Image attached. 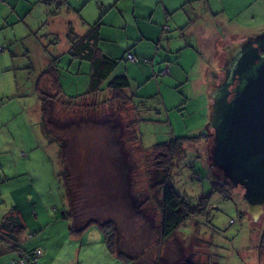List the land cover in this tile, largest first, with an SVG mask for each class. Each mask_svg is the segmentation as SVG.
Segmentation results:
<instances>
[{"label":"rangeland","instance_id":"rangeland-1","mask_svg":"<svg viewBox=\"0 0 264 264\" xmlns=\"http://www.w3.org/2000/svg\"><path fill=\"white\" fill-rule=\"evenodd\" d=\"M78 1L77 7L86 4L83 10L91 23L102 16L104 24L115 32L127 31L125 25H113L106 20L107 15L104 17L102 11L107 8L97 7L98 1L115 0ZM118 1L126 7L131 0ZM8 4L12 12L4 9ZM233 4L232 0H227L225 6L231 8ZM118 7L115 8L119 10ZM256 7L261 8V3ZM59 9L56 0H0V219L13 208L12 202L20 204L25 220L29 221L25 229L27 234L36 230L38 212L49 221L52 217L58 221L54 229L56 243L60 245L50 243L51 250L61 257L62 264H82L84 253L81 251L87 241L94 240V244L101 235L95 232L72 234V219L65 214L71 212L72 206L61 183L68 169L76 216L83 220L109 219L117 223L121 247L128 254L135 256L144 252L141 260L154 262L157 259L159 264H175L191 258L198 264H264V251L263 254L260 251L264 224H257L247 212L241 186L234 188L223 182L214 188L218 173L210 165L208 151L209 83L214 76L211 77V73L222 74L226 44L260 32L262 27L244 31L232 25L231 32L219 43H209L206 47L198 45L196 40L190 47L186 46L190 36L186 40L176 37L178 43H173L172 39L175 46L173 54L169 53L172 62L179 61L180 66L185 64L190 68L206 66V85L201 92L190 93L191 88L182 89L183 83L176 82L171 90L168 89L170 78L165 77L161 83L164 93H160L163 99L138 106L142 109L138 127L132 123L136 117L132 105L118 102L91 109L83 107L84 100L67 104L64 95L47 101L44 126L38 84L42 71L54 61L53 57L60 58L59 76L67 97L89 90L90 63L74 59L72 52L66 51L65 31L55 33L52 11ZM68 9L67 6L60 10L68 13ZM119 14L123 17L121 12ZM248 17L244 22L254 24ZM235 22H239V17ZM160 44L166 50L168 41L160 42L156 50ZM217 59L218 67L213 62ZM127 63L120 59L114 74H121ZM156 63L157 73L169 65L162 57ZM136 83L132 78L130 93H135L136 87L140 96L151 97L159 92L156 89L143 95ZM41 87L51 95L57 93L48 76L42 78ZM150 88L146 86L143 91H150ZM178 94L182 95L178 97ZM111 95L105 91L103 96L106 99ZM81 102L83 106L78 107ZM181 136L198 138L187 144L185 156L172 169L174 190L191 201L192 208H196L203 197H208V204L205 213L191 216L173 236L163 239L158 227L161 219L159 199L164 188L159 185L155 190L156 178H160L161 172L156 167L157 160L148 157V152L155 145ZM60 142L66 147L63 151ZM25 200L33 205L32 212L28 204L22 206ZM260 220L264 221V215ZM92 227L102 233L98 225ZM20 256L21 253L16 258ZM102 256L96 255V258L101 264H108ZM85 262L97 264L92 258Z\"/></svg>","mask_w":264,"mask_h":264},{"label":"crops","instance_id":"crops-1","mask_svg":"<svg viewBox=\"0 0 264 264\" xmlns=\"http://www.w3.org/2000/svg\"><path fill=\"white\" fill-rule=\"evenodd\" d=\"M226 1L227 0H131L126 7L118 4V0L112 2L98 1V9L107 8V10L102 11V15L104 17L107 15L106 20L109 23L113 25H125L127 28L126 32L117 33L112 27H107L104 24L102 16L99 17V19H102V22L99 26L100 38L98 46L105 54L128 61L126 68H123L121 71L122 73H126L130 79L133 78L137 81L138 84L136 83V85H138L143 95H149V92L153 93V91L159 89L157 93L161 96L163 92V84L161 85V83H163L165 77L170 78L168 89L172 90L173 83L182 82V89L189 87L191 88L190 93L193 91L198 92V90L201 92L204 85H206L205 77L207 67L190 68L184 66L185 64H183L182 67L178 63L179 61L172 62L171 54H173L175 48V46L172 45V39L174 40L173 43H178L179 40H177L176 37H184V40H186L187 36H190L189 39H191L188 40L189 42L185 43L186 46L190 47L196 40L198 45L206 47L209 43L210 45H213L214 42L219 43L220 39L223 38L225 34L231 32L230 28L232 25H235L237 28L241 27L244 31L247 28L258 26L262 27V29L264 28V0H232L234 4L231 8L225 6ZM78 3V0H65V5L60 6V9L68 6V13H64L59 9L56 15L52 14L53 21L55 22V31H57L55 33L61 34L60 31H65L67 35V52H71L72 47V41L68 33L73 30L74 33L80 36L84 35L90 28V25L99 20L91 23L89 17L83 10L86 4H81L77 7L76 4ZM260 3L261 8H257L256 5H260ZM116 5L119 6V10L115 8ZM5 6V10L9 12L13 11V9L10 8L11 4ZM46 9H48V7H46ZM47 12L48 17L52 19L48 10ZM119 12L123 14V17L120 16ZM244 14L246 15L245 17L249 16L248 21L255 23H245V17L241 19ZM238 17L239 22H235ZM166 25L170 27L167 31L165 30ZM170 31L173 33L170 34ZM163 41H168L166 50H164L165 47L162 46L163 44H160L156 50L157 45ZM176 52L177 51H175V53ZM129 53L135 54L136 59H128ZM159 57H162L163 62H167L169 65L157 73L155 64L158 65L156 61ZM73 58L83 60L74 55ZM58 61H60V58ZM163 71L166 72L162 74ZM146 83L148 84L145 85ZM88 85L90 86V79H88ZM146 86L151 87V90L144 92L143 90ZM135 93H139L137 87ZM180 95L178 94V97H180ZM5 175L7 176V173H5ZM30 203L31 202L28 200H25L22 206L24 204L29 205ZM29 206L31 208L30 212H32L33 205ZM11 207H18L21 210L20 204L18 205L17 202H12ZM22 216H24L23 212ZM37 217L39 221L35 220L36 225H34L37 227L35 230L36 235L31 241H28L29 237L27 238V235L29 236L31 232L28 234L25 232L26 236L25 233L23 235V240L24 242L26 241L25 244H23L24 247L15 248L5 242L0 243V264H11V259L16 258L17 254L20 255L21 252L19 251L21 249H23L21 251H32L37 248L43 249L45 252L39 259V262H37L38 264H62V262L60 263L61 257L53 253L49 246L50 243L57 242L54 228L58 221L50 217V221H52L50 222L47 218H42L40 212L37 213ZM25 223L28 225L29 221H25ZM92 232L96 234L99 233L101 236L98 237L94 244V240L87 241L84 249L81 251L84 253L83 259L81 260L82 264H85V261L89 258L94 259L97 264H101L99 259L96 258V255H104L102 257L108 264H121V259L119 260L118 257L111 254L108 250L104 235L100 231L93 229L91 226L83 234ZM34 241H36V244H32ZM56 244L58 246L60 245L59 243ZM4 254L6 256H4Z\"/></svg>","mask_w":264,"mask_h":264},{"label":"trees","instance_id":"trees-1","mask_svg":"<svg viewBox=\"0 0 264 264\" xmlns=\"http://www.w3.org/2000/svg\"><path fill=\"white\" fill-rule=\"evenodd\" d=\"M57 7L60 8L63 3L62 0H56ZM68 3V1H67ZM53 15L57 14V11L53 13ZM102 19H99L97 22L90 25V28L84 35H78L71 30L68 33L70 40L72 41L71 52L74 56H78L79 58L86 60L90 63V86L87 93H83L77 95L75 97H67L62 90L61 80L59 76L60 66L58 64L59 59L53 57L54 61L50 63V65L44 69L40 76V82L38 84V89L40 92V98L42 99V110H43V124L45 126V113L47 110L46 104L47 101L55 100L56 97H60L64 95V99L68 102L67 104H73L78 100L85 102V106H83V102L77 103L78 107L83 106L85 108L97 109L98 107L102 108L106 104H118L122 103L125 105H132L134 107V111L136 113V117L133 118V125L138 127L139 117H141L142 109H139L140 105H145L151 102L162 100L161 96L158 93L152 95L151 97L140 96L136 93H130L131 89V79L126 73L114 74L120 65V58L113 57L109 54H105L101 51L98 46L100 31L99 26L101 24ZM129 59V58H128ZM50 77L53 80L55 89H57V93L55 95H51L45 91H43L41 87V80L44 77ZM105 91L111 92V97L104 99ZM88 98H91L89 102H86ZM109 99V100H108ZM139 104V105H138ZM74 108H77L74 107ZM132 129V128H131ZM45 133L49 134L48 131ZM139 129H137V136H139ZM196 138L193 136H181L177 137L169 142H165L163 144H158L150 149L148 152V157L154 158L157 160V169L161 172L160 178L157 179V185H155V190H157L158 186L164 188L163 196L159 199V206H161V219L159 222V234L161 238L165 239L170 236H173L177 229L185 223V221L191 216L197 213H205V209L208 202V197H203L199 202L196 208H192L188 199L183 198L182 195L178 194L174 190V186L171 182L172 169L175 166L176 162L183 159L186 154V146L191 142H195ZM53 141L58 142L55 138H52ZM61 147V151L65 149V145L63 143H59ZM62 158L63 157V153ZM68 169L66 173H64V178L62 186L66 191L67 197L70 201L71 212L65 213L67 216L71 217L72 221L70 223V230L74 235L83 234L89 227L96 224L101 229L104 240L107 245L108 250L111 254L115 255L119 259L125 261L127 264H159V260L155 259L152 261L141 260V258L145 255L142 252V255H131L125 251V248L121 247L120 241V230L117 223L112 220H100L97 218H87L86 220L79 219L73 208V200L71 198V187L68 181ZM62 175V174H61ZM218 175V176H217ZM216 181L214 185H218V183L222 184L223 180L216 174ZM228 185L226 183H223ZM231 186V185H229ZM25 218L22 216V212L18 207H13L10 211H8L3 218L0 219V242H5L8 245H11L15 248H21L23 240V234L25 229L27 228V224L25 223ZM33 233L32 239L35 235V231H31ZM179 246V245H178ZM40 249V248H37ZM36 250V249H34ZM21 251V256L28 255L29 258L25 263L20 262V258H12L11 264H38L39 259L45 254L43 253L36 260L33 259V251ZM261 254L264 251V234L261 238L260 245ZM181 251L178 250V254ZM184 253V252H183ZM17 260V261H16ZM209 262H207L208 264ZM175 264H198L193 258L185 259L184 261L177 262ZM200 264V263H199ZM212 264V263H209Z\"/></svg>","mask_w":264,"mask_h":264},{"label":"water","instance_id":"water-1","mask_svg":"<svg viewBox=\"0 0 264 264\" xmlns=\"http://www.w3.org/2000/svg\"><path fill=\"white\" fill-rule=\"evenodd\" d=\"M222 74L209 83L210 165L243 188L247 212L264 215V28L225 45Z\"/></svg>","mask_w":264,"mask_h":264},{"label":"built area","instance_id":"built-area-1","mask_svg":"<svg viewBox=\"0 0 264 264\" xmlns=\"http://www.w3.org/2000/svg\"><path fill=\"white\" fill-rule=\"evenodd\" d=\"M166 28H169V27L166 26ZM128 58L131 59V60H135L136 59V56L133 53H129ZM165 72L166 71H163L162 74L165 73ZM205 136H206V134H205ZM32 236H33V233H30L29 234V237H32ZM42 253H43L42 249H36V250H34L33 251V254H34L33 259L36 260L37 257H39L40 255H42ZM28 258H29V256L27 254L26 255H23L20 258V262L25 263Z\"/></svg>","mask_w":264,"mask_h":264},{"label":"flooded vegetation","instance_id":"flooded-vegetation-1","mask_svg":"<svg viewBox=\"0 0 264 264\" xmlns=\"http://www.w3.org/2000/svg\"><path fill=\"white\" fill-rule=\"evenodd\" d=\"M224 60H225V59H224ZM213 62H215V64H214L215 66H217V67L220 66V63H219V60H218V59H217L216 61H213ZM213 75H214L216 78H218V77H217L218 74H214V71L211 73V77H212ZM214 76H213V78H214ZM256 222H257V224H258V223H261V224L263 223V224H264V221H263V220L256 221Z\"/></svg>","mask_w":264,"mask_h":264}]
</instances>
